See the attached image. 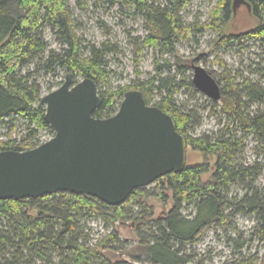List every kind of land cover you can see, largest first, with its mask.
I'll use <instances>...</instances> for the list:
<instances>
[{
    "label": "trees",
    "instance_id": "trees-1",
    "mask_svg": "<svg viewBox=\"0 0 264 264\" xmlns=\"http://www.w3.org/2000/svg\"><path fill=\"white\" fill-rule=\"evenodd\" d=\"M71 1L0 0V130H6L7 138L0 140V152L30 150L41 144L39 132L54 134L44 121L41 86L30 73H22L41 60L40 68L48 75L62 70L72 73L75 83L78 77L95 82L101 99L95 118L113 116L125 91H139L147 105L173 119L187 148L201 154L204 161L185 165L148 189H136L116 207L66 192L38 199L0 200V264H210V257H198L192 249L209 230L232 248L224 264H263L259 252H251V244L264 246V188L258 183L264 173V86L242 74H222L220 99H209L210 115L222 116L219 130L193 136L190 130L198 119L176 102L181 88L199 93L185 77V68H176L167 59L156 60L153 77L113 89L106 56L114 48L108 42L100 47L83 44L72 18ZM192 1L118 0L111 4L142 18L147 34L137 38L136 45L162 58L189 38L191 25L183 22L181 13ZM245 1L258 25L239 35L222 32L233 15L232 0H218L208 11L205 28L216 32L214 50L250 43L264 55V2ZM73 2L79 10L88 6V0ZM44 28L61 46L59 53L47 52ZM179 75L182 81L177 80ZM21 122L24 137L13 139ZM249 148L251 159L246 154ZM207 174L210 176L204 181ZM149 198L163 204L169 200L172 206L164 216L154 218L152 207L145 204ZM238 216L253 220L248 235L237 228ZM93 222L104 230L96 239L91 236ZM125 222H132L135 228V245L121 240L114 228ZM106 251L128 258L113 260Z\"/></svg>",
    "mask_w": 264,
    "mask_h": 264
},
{
    "label": "water",
    "instance_id": "water-1",
    "mask_svg": "<svg viewBox=\"0 0 264 264\" xmlns=\"http://www.w3.org/2000/svg\"><path fill=\"white\" fill-rule=\"evenodd\" d=\"M238 4L249 10L245 0H232L233 12ZM192 83L208 99H220L218 83L202 67L193 66ZM41 103L54 134L33 149L0 152V200L66 192L116 207L186 165V140L173 119L147 105L139 91H125L117 112L99 119L93 117L101 105L95 82L75 83L67 73Z\"/></svg>",
    "mask_w": 264,
    "mask_h": 264
},
{
    "label": "rangeland",
    "instance_id": "rangeland-1",
    "mask_svg": "<svg viewBox=\"0 0 264 264\" xmlns=\"http://www.w3.org/2000/svg\"><path fill=\"white\" fill-rule=\"evenodd\" d=\"M111 1L118 0H88V6L83 10L75 8L73 0L71 1L72 18L77 26V33L81 37L84 45H95L100 47L103 43L108 42L113 46L114 51L106 56L107 71H109V84L113 89L131 85L138 80L153 77L154 62H161L167 59L179 68H185V77H193V66H199L205 69L220 88L224 86L221 81V75L225 72L235 77L243 75L250 77L254 81L260 82L264 86V55L258 50V46L245 44L242 47L234 45L229 50H214L216 32L206 29L208 22V11L218 0H193L181 13L184 23L191 25V34L189 38L177 44L172 54H163L162 58L155 55L150 49L139 50L136 45L137 38H143L147 32L144 29V21L139 16L133 15L120 5H112ZM258 21L251 15L248 8L243 4H238L233 12L231 20L223 28L224 35H239L254 29ZM201 30V31H200ZM44 38L48 44V51L59 53L61 46L56 42L55 37L47 28L43 30ZM244 48V49H242ZM42 57H46L47 53ZM41 60H36L25 68L22 73H30L42 88L41 97L57 89L60 83H63L66 75L65 71L57 70L55 74H46L41 67ZM175 67H173L174 69ZM257 70V71H256ZM256 71V72H253ZM180 75L178 81H182ZM82 78L78 77L77 82ZM176 102L184 110H192L193 115L197 117L198 124L191 128L190 133L193 136L203 134L212 135L219 130V122L222 116L210 115L209 99L201 93H194L189 88H181L176 95ZM18 130L13 134V139L20 140L24 137L25 126L18 123ZM6 130H0V140L5 141ZM51 137L46 132H39L38 140L43 143ZM252 143H249V147ZM247 156L251 159L250 148ZM204 158L201 154L187 148L186 165L201 163ZM214 159L211 160V163ZM210 174L204 175L206 181ZM259 185L264 188V173L259 179ZM150 187V186H149ZM147 187V189L149 188ZM147 206L152 207L154 218H160L171 208L172 203L168 200L165 204L156 199H147ZM132 222L117 223L114 228L118 232L120 239L127 241L129 244H136L137 238L135 228H132ZM236 225L239 231L248 235L250 229L254 226L252 219L238 216ZM91 226V236L93 239L98 238L104 233L102 226L98 222H93ZM221 234V233H220ZM220 234H217L220 236ZM198 257L211 258L210 264H224L229 260L232 248L228 247L221 238L215 236L213 230H209L198 243L193 246ZM210 254H206L207 252ZM258 251L259 256L263 258L264 246L259 243L251 244V252ZM244 251L243 254H246ZM105 254L113 260L127 259L126 254L119 255L117 252ZM206 264H208L206 262Z\"/></svg>",
    "mask_w": 264,
    "mask_h": 264
}]
</instances>
